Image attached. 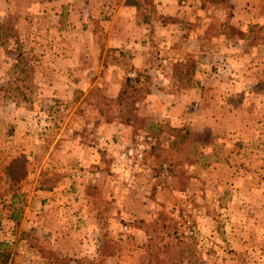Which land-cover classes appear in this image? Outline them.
Here are the masks:
<instances>
[{
  "label": "rangeland",
  "instance_id": "obj_1",
  "mask_svg": "<svg viewBox=\"0 0 264 264\" xmlns=\"http://www.w3.org/2000/svg\"><path fill=\"white\" fill-rule=\"evenodd\" d=\"M169 2L141 89L120 0H0V264H264V0Z\"/></svg>",
  "mask_w": 264,
  "mask_h": 264
},
{
  "label": "crops",
  "instance_id": "obj_2",
  "mask_svg": "<svg viewBox=\"0 0 264 264\" xmlns=\"http://www.w3.org/2000/svg\"><path fill=\"white\" fill-rule=\"evenodd\" d=\"M157 0L155 2L156 8H159L160 10H163L165 12L164 17L160 18H154L151 20H148V18H144L141 15L140 8L141 5L138 3L133 2L132 0H120V3H116L114 6V13L115 15L112 17V20L109 22L110 25H112V31H114L115 36H113V40L117 43V45H125V46H136L137 48L142 47L144 49L141 50H133L132 54L130 55V66L129 68H125L121 62H116L112 65H110L108 70L110 73L117 74V80L121 81V76L123 75H131L135 76L138 69H148L149 74L152 76L157 74L160 70L157 69V67L152 66V53L149 52L148 47H146V43L149 42L148 36H146V33L144 31L149 28V32H151L154 27L161 26L164 27L166 30V38L168 42L171 40H175V36L178 29L169 30L168 27L170 26H176L178 19L175 16V13L172 12V9L176 7L174 3H170L169 0H165L166 3L162 0ZM158 2V3H157ZM111 19V18H109ZM116 27V28H113ZM173 34V35H172ZM177 41V39H176ZM175 42V41H174ZM139 46V47H138ZM159 57V62H162L161 64L167 65L168 62H170L172 59L175 60H184V56L181 54H171L169 51L161 52L160 54H157ZM114 77V76H113ZM120 77V79H119ZM122 82V81H121ZM121 82L118 86H116V89L121 88ZM115 87V86H114ZM109 88H112L110 86ZM151 89L162 92V86L160 81H156L155 83L151 84ZM158 98V94L154 96V93L148 94V96L142 101V106L139 109L140 113H143L147 115L145 112L147 109L146 106L151 107L152 105L156 106V102H154V99ZM139 102V106H140Z\"/></svg>",
  "mask_w": 264,
  "mask_h": 264
},
{
  "label": "trees",
  "instance_id": "obj_3",
  "mask_svg": "<svg viewBox=\"0 0 264 264\" xmlns=\"http://www.w3.org/2000/svg\"><path fill=\"white\" fill-rule=\"evenodd\" d=\"M144 72L147 73V70L144 68L138 69L137 73L134 77H132V76L126 77L127 82L132 83V84L134 83V84H136V86H141L140 88L143 89L144 85H141L140 82H141L142 76L144 75L143 74ZM161 251L162 250L160 248H158L157 252L155 253L154 259L150 260L148 264H160V263L163 264L162 261H160V259H159Z\"/></svg>",
  "mask_w": 264,
  "mask_h": 264
}]
</instances>
